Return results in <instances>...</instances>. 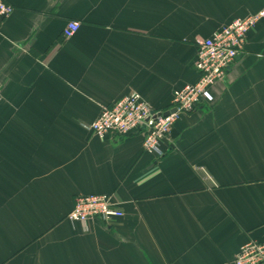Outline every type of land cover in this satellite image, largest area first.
Returning <instances> with one entry per match:
<instances>
[{
    "label": "crops",
    "instance_id": "0c3cea01",
    "mask_svg": "<svg viewBox=\"0 0 264 264\" xmlns=\"http://www.w3.org/2000/svg\"><path fill=\"white\" fill-rule=\"evenodd\" d=\"M0 264H233L264 243V19L212 89L180 116L160 158L143 137L82 124L132 93L155 110L197 83V40L264 0H3ZM71 21L80 30L65 41ZM124 217L72 224L79 196Z\"/></svg>",
    "mask_w": 264,
    "mask_h": 264
},
{
    "label": "built area",
    "instance_id": "2783aa9c",
    "mask_svg": "<svg viewBox=\"0 0 264 264\" xmlns=\"http://www.w3.org/2000/svg\"><path fill=\"white\" fill-rule=\"evenodd\" d=\"M13 12L12 6L0 0V24ZM263 19L264 11L236 20L209 39L197 40L198 56L194 68L199 73V80L175 90L168 110H155L140 94L132 93L104 108L96 121L82 124V127L100 140L141 135L144 151L162 158L164 143L180 116L214 101L212 89L226 78L245 48L248 33ZM80 28V22H69L63 32L64 40H70ZM123 217V211L113 205L111 195H90L76 198L68 221L72 224L100 222L110 226L114 220ZM233 264H264V243L249 242L242 246Z\"/></svg>",
    "mask_w": 264,
    "mask_h": 264
},
{
    "label": "water",
    "instance_id": "95a60500",
    "mask_svg": "<svg viewBox=\"0 0 264 264\" xmlns=\"http://www.w3.org/2000/svg\"><path fill=\"white\" fill-rule=\"evenodd\" d=\"M168 115V114H167Z\"/></svg>",
    "mask_w": 264,
    "mask_h": 264
}]
</instances>
